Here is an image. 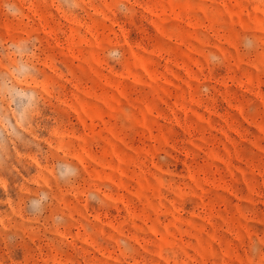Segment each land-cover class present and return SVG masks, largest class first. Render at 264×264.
Wrapping results in <instances>:
<instances>
[{"label":"rangeland","instance_id":"1","mask_svg":"<svg viewBox=\"0 0 264 264\" xmlns=\"http://www.w3.org/2000/svg\"><path fill=\"white\" fill-rule=\"evenodd\" d=\"M0 264H264V0H0Z\"/></svg>","mask_w":264,"mask_h":264}]
</instances>
